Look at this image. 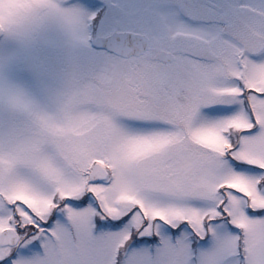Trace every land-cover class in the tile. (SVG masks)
Instances as JSON below:
<instances>
[{
    "label": "snow or ice",
    "instance_id": "1",
    "mask_svg": "<svg viewBox=\"0 0 264 264\" xmlns=\"http://www.w3.org/2000/svg\"><path fill=\"white\" fill-rule=\"evenodd\" d=\"M0 264H264V0H0Z\"/></svg>",
    "mask_w": 264,
    "mask_h": 264
}]
</instances>
